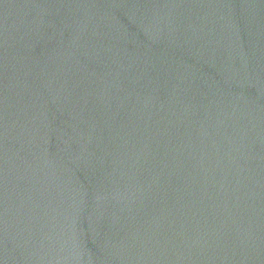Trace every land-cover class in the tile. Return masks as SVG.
<instances>
[{
  "label": "water",
  "instance_id": "water-1",
  "mask_svg": "<svg viewBox=\"0 0 264 264\" xmlns=\"http://www.w3.org/2000/svg\"><path fill=\"white\" fill-rule=\"evenodd\" d=\"M0 264H264V0H0Z\"/></svg>",
  "mask_w": 264,
  "mask_h": 264
}]
</instances>
